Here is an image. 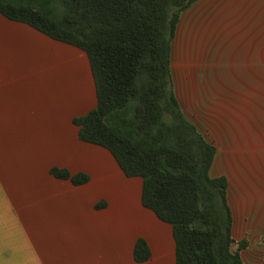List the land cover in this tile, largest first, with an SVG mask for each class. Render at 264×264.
Segmentation results:
<instances>
[{
  "label": "crops",
  "instance_id": "1",
  "mask_svg": "<svg viewBox=\"0 0 264 264\" xmlns=\"http://www.w3.org/2000/svg\"><path fill=\"white\" fill-rule=\"evenodd\" d=\"M170 60L184 117L216 149L210 176L227 179L232 236L247 244L242 264H262L264 0L195 1L180 15ZM182 69L194 117L176 87ZM96 105L83 51L0 14V264H175L172 227L143 206L142 179L78 137L74 118ZM53 167L89 181L58 179ZM140 238L151 253L143 263L133 256Z\"/></svg>",
  "mask_w": 264,
  "mask_h": 264
},
{
  "label": "trees",
  "instance_id": "2",
  "mask_svg": "<svg viewBox=\"0 0 264 264\" xmlns=\"http://www.w3.org/2000/svg\"><path fill=\"white\" fill-rule=\"evenodd\" d=\"M195 1L0 0V14L86 54L97 105L74 118L78 137L107 149L126 177L142 179L143 206L172 227L175 264H242L247 244L232 236L227 179L210 176L216 149L184 117L173 89L171 44ZM50 173L89 181L63 168ZM133 256L150 259L144 239Z\"/></svg>",
  "mask_w": 264,
  "mask_h": 264
},
{
  "label": "rangeland",
  "instance_id": "3",
  "mask_svg": "<svg viewBox=\"0 0 264 264\" xmlns=\"http://www.w3.org/2000/svg\"><path fill=\"white\" fill-rule=\"evenodd\" d=\"M178 67V66H177ZM181 67V66H180ZM183 70V69H182ZM177 71H181V69H176V72ZM188 76H187V74L186 75H184V70H183V73L179 76V78H177V81H176V87L179 89V94H181L182 96L183 95H188V94H186V93H184L183 92V89L184 88H187V86H188ZM194 98H195V95H192V93H190L189 95H188V97L185 99V103L187 104V107H186V110H187V113L191 116V117H194V116H196V113L198 114V108H194V106L196 105V100L194 101ZM233 104H237V103H233ZM239 111H242V112H245V108H238V109H236L235 110V113H240ZM236 117H238V116H236ZM239 119H245L244 117H239ZM210 125H207V127H206V132H207V134L209 135V136H214L215 135V132H214V130L211 128V127H209ZM205 128V127H204ZM11 229H12V227H11ZM15 233L16 234H18V231H17V229H16V226H15ZM16 238H18V236H16Z\"/></svg>",
  "mask_w": 264,
  "mask_h": 264
}]
</instances>
